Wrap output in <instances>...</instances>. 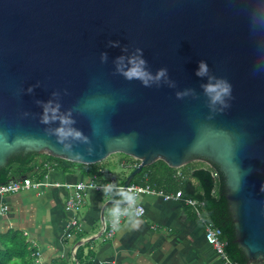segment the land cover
I'll return each mask as SVG.
<instances>
[{"label": "water", "instance_id": "1", "mask_svg": "<svg viewBox=\"0 0 264 264\" xmlns=\"http://www.w3.org/2000/svg\"><path fill=\"white\" fill-rule=\"evenodd\" d=\"M29 153L213 166L264 264V0H0V169Z\"/></svg>", "mask_w": 264, "mask_h": 264}, {"label": "crops", "instance_id": "2", "mask_svg": "<svg viewBox=\"0 0 264 264\" xmlns=\"http://www.w3.org/2000/svg\"><path fill=\"white\" fill-rule=\"evenodd\" d=\"M123 161L134 162L124 157H111L99 165V174L93 176L90 175L96 169L93 165L87 167L67 161L45 162L43 169L46 174L43 178H40L43 169L39 168L28 178L34 182L48 183L49 186L0 198V249H3L6 237L18 233L41 253L42 264H52L57 259L67 258L74 262L79 249L77 245L87 240L83 246L89 244L86 253L92 252V264H224L207 243L205 225L195 209L182 200L168 202L154 195L141 196L140 203L145 207L146 215L140 219H128L113 239H107L101 234L104 227L101 211L106 203L118 202L119 196L115 191H91L78 215L80 229L69 228V220L73 216L65 211V202L71 194L67 186L92 179L105 184L107 178H102L100 171H111L114 165H121ZM206 167L205 163L195 162L176 169V174L186 176L187 173L189 176L185 179L195 184L192 172ZM136 168H125L131 170L125 172L123 183L116 181L117 184L124 185ZM135 179L138 182H134ZM135 179L131 184L148 183L144 175L139 178L136 176ZM179 190L175 187L170 192ZM5 205L8 211L2 214L1 208ZM113 206L105 212L106 221L111 217ZM69 232L72 233L71 238L67 236ZM11 264L22 262L13 260Z\"/></svg>", "mask_w": 264, "mask_h": 264}, {"label": "trees", "instance_id": "3", "mask_svg": "<svg viewBox=\"0 0 264 264\" xmlns=\"http://www.w3.org/2000/svg\"><path fill=\"white\" fill-rule=\"evenodd\" d=\"M47 161L64 162L62 159L37 153L13 157L7 166L0 169V185L29 177L38 168L43 169L44 163ZM99 165H93L96 169L90 175L99 174ZM176 171L165 162L158 161L145 168L137 177L148 174V184L166 191L176 187L177 190L180 189L183 192L185 197L201 202L203 204L202 216L205 222L212 223L222 230V238L227 243L226 251L230 258L240 264H249L234 242V228L225 197L222 176L221 181L217 183L208 168H198L191 174L196 182L194 184L192 181L185 179L189 176L187 173H185L186 176L182 175L180 177L177 176ZM45 174L46 171L43 169L40 178H43ZM100 176L103 178L104 175L100 174ZM134 182H138V179H135ZM88 246L89 244L79 247L74 262L67 258L57 259L52 264H75L76 261H78V264H92V252L86 253ZM36 252V248H33L22 235L12 233L9 238L6 237L3 241V249H0V264H11L13 260H20L22 264H35L34 254Z\"/></svg>", "mask_w": 264, "mask_h": 264}, {"label": "built area", "instance_id": "4", "mask_svg": "<svg viewBox=\"0 0 264 264\" xmlns=\"http://www.w3.org/2000/svg\"><path fill=\"white\" fill-rule=\"evenodd\" d=\"M134 162L123 161L121 167L123 168H136L139 162L133 159ZM212 177L217 183L221 181V173L219 170L207 164V167ZM100 174L106 176L107 183L101 184L92 179L87 182H79L74 185H68L67 187L71 189V194L68 196L65 202V211L73 217L69 220V228L80 229L79 223V213L82 209L83 204L86 201V196L89 192H108L115 191L119 196L120 202H126L127 200L123 197L124 190H126L129 195V199L125 204L115 205L111 210V217L104 223L102 234L106 236L107 239H113L120 227L130 218L140 219L146 215L145 207L140 203L141 196L144 195H154L161 198L164 201H179L182 200L187 205L192 206L198 217L202 220L205 225L206 234L205 238L207 243L214 248L216 253L222 259L224 264H240L233 261L226 251L227 243L223 240L222 230L212 223H206L202 216L203 204L195 199L187 198L184 196L181 190L176 192L166 191L164 189L158 188L156 186L145 183L143 185L130 184L128 187L123 185H118L115 177L111 171L102 169ZM182 175H180L181 177ZM148 174L144 175V180H147ZM43 186H49L45 182H34L32 179L24 178L22 180L12 181L7 184L0 185V198L14 195L23 190H38ZM59 186V185H57ZM123 197V198H122ZM8 211V207L5 205L1 208V213L4 214ZM69 238L72 237V233H68ZM76 252V249L75 251ZM35 264H42L43 259L39 251L34 254Z\"/></svg>", "mask_w": 264, "mask_h": 264}, {"label": "rangeland", "instance_id": "5", "mask_svg": "<svg viewBox=\"0 0 264 264\" xmlns=\"http://www.w3.org/2000/svg\"><path fill=\"white\" fill-rule=\"evenodd\" d=\"M111 157H115V159L118 158V157H124L125 159L132 160L131 158L126 157V156H124L122 154H116V155H113ZM112 170H111V172H112L113 176L115 177L116 181H118L119 184H122L123 180H124V177H125V174H126L125 172H129L131 169H125V168L121 167V165L119 163H117L116 165H114Z\"/></svg>", "mask_w": 264, "mask_h": 264}]
</instances>
